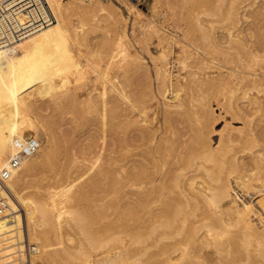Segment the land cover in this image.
Here are the masks:
<instances>
[{
  "label": "bare ground",
  "instance_id": "1",
  "mask_svg": "<svg viewBox=\"0 0 264 264\" xmlns=\"http://www.w3.org/2000/svg\"><path fill=\"white\" fill-rule=\"evenodd\" d=\"M21 1L0 0L15 25ZM44 1L27 11L51 21L0 44V169L38 143L7 180L0 264H264V72L249 63L264 61V31L237 27L233 2L235 31L185 12L208 46L148 23V63L114 1ZM116 1L140 17L158 2ZM239 52L246 67L229 62Z\"/></svg>",
  "mask_w": 264,
  "mask_h": 264
},
{
  "label": "rangeland",
  "instance_id": "2",
  "mask_svg": "<svg viewBox=\"0 0 264 264\" xmlns=\"http://www.w3.org/2000/svg\"><path fill=\"white\" fill-rule=\"evenodd\" d=\"M112 1H114L117 5L120 6V8L123 9L124 15H126L125 16L126 17L125 29L127 32V36L129 38V40L134 44V47L136 48L137 52L139 54L142 53L141 55L144 56L145 60H147L148 63H150L149 57H148L149 54L155 56V54H157V49L159 48V45L157 42V36H156L155 32L152 31V28H150V26L148 27V23H154L158 26H162V25L169 26L170 31L172 33H175L174 37L178 43L177 45L184 44V42L187 41L189 38H193L195 36L198 38L199 42L200 41L203 42V44L200 42L202 45L208 46V44H206V43H208V40H204L203 38L200 40L201 35L204 33L202 31V29H200L196 24H191L188 26L185 25L184 19L182 18V14L185 12L186 13L190 12L191 15L195 19H197L198 22L206 24V27L208 28L207 30L212 29L213 31H218V32L219 31H225L231 24V20L227 18V16H228L227 14H229L228 7H229L230 3L233 2V5H236L237 7H239V11L242 10L241 12L244 14V17L246 16V19L242 18L238 21L239 24H236L237 27L238 26H240V27L250 26L252 29H254L253 31L258 30V28L260 30L264 31V15L261 14L262 17L260 15V18H259V15L257 16V13H256V11L260 7L264 8V6H263L264 0H247V1L244 0L243 2H241V0H158L155 8L151 12H149L147 16L141 15L142 17H140V15L136 16V13H134L132 11H129V13H128V10L124 9V7H122V5L119 4L116 0H112ZM259 3H260V5H259ZM254 6H256V7H254ZM256 8H258V9H256ZM133 11H134V9H133ZM252 12L253 13L255 12L254 16H253ZM190 13H188V14H190ZM72 21L74 22L76 20L73 19ZM197 21L195 20V22H197ZM241 21H242V23H241ZM230 30L235 31V27L233 26V28H231ZM105 33H106L105 27H99L94 32L95 36H100V38H102V36H104ZM255 33H254V36H251L248 39L249 40L251 39V41L255 40L256 39ZM100 38H98V39H100ZM141 45L145 49H142ZM146 47L149 49V51L147 53L145 51ZM97 48H99V47H97ZM97 48H95L96 52L99 53V51H97L98 50ZM99 49H101V47ZM257 49L260 53H264L263 49L261 47L258 46ZM106 50H108V49L106 48L104 50V54H105V57L107 58ZM100 51L103 52V50H100ZM96 52H95L94 56H97V57L93 56L92 58L94 59L95 62L97 60V62L104 64L106 58L100 57L101 53H99V55H98ZM107 53H109V50ZM244 53L245 52H243V53L239 52L238 55H241L240 57H238L237 55H234V54H233V56H236V57H233L231 55L232 56L231 58H233L232 59L233 62L231 60H229L230 64L238 66V61L241 57L242 58L240 59V61L243 58L245 59L246 62L250 61L248 59V55L247 54L243 55ZM218 57L221 58L219 55L217 56V58ZM234 59H235V61H237V63L234 62ZM243 60L241 61V62H244V63H242V64H244L243 67H246L247 63ZM241 62H239V63H241ZM251 62L253 63L254 67L257 68V69L255 68L256 71L259 70L261 72H264V61L260 60V61H257L255 63L253 61H250L249 63H251ZM174 64L177 65V67H176L177 71L183 72L185 70V68L183 66H181V64L178 63V59H174ZM253 65H252V67H253ZM93 77H94V75L89 74V78H93ZM142 79L143 78H140V80L138 82L139 84L142 81ZM90 80H92V79H90ZM90 80H89V82H90ZM138 83H136V84H138ZM142 83H143V81L141 82V84ZM138 85H137V87L139 88V86H141V85H139V86ZM142 86H143V84H142ZM140 89H142V87ZM67 113H69V111ZM219 122L220 121H218L216 123L217 124L215 126L216 128H220L222 126V124H221L222 121L220 123ZM67 231H68L69 235L74 233L70 229H68ZM70 236H68V238H71ZM72 238H73V240L77 239V236L75 235V233L72 234ZM66 241L67 240H65L66 245H72L74 243V241H67V242ZM68 242H70L71 244L70 243L68 244Z\"/></svg>",
  "mask_w": 264,
  "mask_h": 264
},
{
  "label": "built area",
  "instance_id": "3",
  "mask_svg": "<svg viewBox=\"0 0 264 264\" xmlns=\"http://www.w3.org/2000/svg\"><path fill=\"white\" fill-rule=\"evenodd\" d=\"M39 2L42 4L45 3L44 0L21 1V5L25 8V11H21L18 14L15 12L14 15L17 20V25L5 18V7L0 5V21L2 23V26L0 27V44H7L8 42L19 40L23 35L33 31L38 27L46 25L52 20L48 9L47 13L49 15L44 16L45 18H33L32 15L27 11V9H33L34 5L36 6ZM7 35L12 39H7ZM37 144V141L33 138H29L24 145L19 144V149H17L16 155L8 160V166L0 169V217L9 216L13 212L9 201H13L15 199L9 187L7 186V180L11 174V169L18 166L20 157L27 156L35 151Z\"/></svg>",
  "mask_w": 264,
  "mask_h": 264
}]
</instances>
